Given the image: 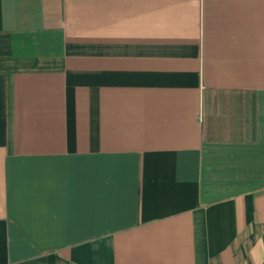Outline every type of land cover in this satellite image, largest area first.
<instances>
[{"label": "crops", "instance_id": "obj_1", "mask_svg": "<svg viewBox=\"0 0 264 264\" xmlns=\"http://www.w3.org/2000/svg\"><path fill=\"white\" fill-rule=\"evenodd\" d=\"M0 264H264V0H0Z\"/></svg>", "mask_w": 264, "mask_h": 264}]
</instances>
